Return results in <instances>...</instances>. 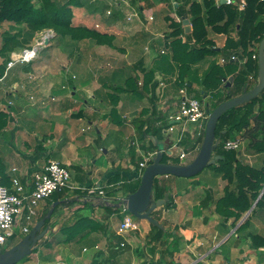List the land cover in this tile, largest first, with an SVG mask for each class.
Segmentation results:
<instances>
[{
	"label": "crops",
	"instance_id": "0c3cea01",
	"mask_svg": "<svg viewBox=\"0 0 264 264\" xmlns=\"http://www.w3.org/2000/svg\"><path fill=\"white\" fill-rule=\"evenodd\" d=\"M101 1L106 11L95 22L96 27L101 24L103 31L113 35V46L106 45L110 51L122 49L119 56H100V61L112 64L101 73L95 66L100 44L59 38L51 29L42 30L53 32V35L40 48L41 53L29 62L7 67V62L12 59L10 54H17L32 45L35 34L28 38L24 31L22 42L17 38L16 42L8 43L7 51H0V70H3L0 76V111L8 115L7 124L0 131L2 181L11 188V177H17L29 189L32 173L49 159L73 168L75 179L81 182L85 179L81 184L70 180L74 188L65 189L62 197L57 199L60 204L51 216V224L46 225L48 229L39 242L41 246L36 248L40 254H33L36 261L29 264H264L260 253H253L244 243L247 240L242 239V233L229 230L230 227L220 221L213 212V203L202 206L208 191L213 199L218 196L209 179L214 176L211 170L203 177L158 176L169 187L167 193L171 204L157 207L152 215L166 232L159 235L152 231L151 223L146 219L136 221V230L117 231L121 219L116 214L110 215L106 207H117L118 199L126 194L119 185L108 190L105 186L109 184V177L117 174L136 178L143 153L153 151L149 146L155 143L163 147L169 145L178 133L177 129L172 132L165 129L161 138L153 135L143 137L137 121L149 116L152 107L157 116L167 119L180 98L192 94L183 86L177 87L176 73L168 75L160 68L161 57L169 53L165 45L169 38L165 36L170 30V20L182 21L184 26L183 20L188 18L178 17L176 13L178 2L185 0ZM130 9L138 12V17L131 21L126 18ZM82 15L74 13L72 22L78 25L82 24L78 22L87 21L78 18ZM92 15L95 14L90 17ZM157 15H162L166 24L157 21ZM4 23L0 25V49L5 32L14 34L18 29V25L12 22ZM189 24L191 31L190 21ZM209 35L218 49L224 45L225 34L211 32ZM180 38L185 40L184 35ZM84 46L92 49L88 59L80 56V49ZM68 49L78 54L71 56V52L66 53ZM216 57L219 59L208 57L196 64L200 75L210 61L219 63L222 56L218 54ZM81 64H87L88 70L80 72ZM106 64L109 65L108 62ZM147 69H154L152 79L158 82L155 99L154 95L150 97L149 90L141 89L143 71ZM129 76L137 78L141 94L125 90ZM193 87L198 88V85L193 84ZM113 95L117 99L115 105ZM112 108L117 114H112ZM95 130L99 136H95ZM2 140L8 141L7 148L1 146ZM82 145L85 148L94 145L96 149L91 151L86 177L77 163ZM194 147L198 150L197 143ZM101 150L105 155L103 160H99L98 152ZM218 179L216 176L213 178ZM95 188L104 189L106 195H99ZM51 198L39 202L34 223L46 210ZM84 217L90 218L92 224L87 226L86 221L82 222V227L70 233L71 239L68 240L70 234L61 231L60 227ZM156 234L158 240L154 238ZM121 242H124L123 246Z\"/></svg>",
	"mask_w": 264,
	"mask_h": 264
},
{
	"label": "trees",
	"instance_id": "16d2710c",
	"mask_svg": "<svg viewBox=\"0 0 264 264\" xmlns=\"http://www.w3.org/2000/svg\"><path fill=\"white\" fill-rule=\"evenodd\" d=\"M84 4L83 0H0V22L9 21L16 25H22L28 38H32L35 33L44 29H53L55 35L59 38L68 37L72 41L92 40L96 44L113 46L112 34L83 24L75 25L72 22V7ZM176 13L178 17L189 19L191 31L185 32L182 21L170 20L168 24L170 30L165 36L169 38V41L165 43L169 53L161 57L160 68L168 75L176 73L175 82L177 87H185L199 101L205 97L207 102L204 107L211 111L221 102L240 94L244 87L249 89L255 84L258 72V45L264 37V0H245L242 9H239L237 4L222 3L216 5L214 0H202L201 2L185 0L183 3L178 2ZM211 32L226 35L224 45L220 49L216 47L210 37ZM181 35L185 36L184 41L180 38ZM10 40V35L5 36L4 44L0 49L1 52L7 49ZM218 54L225 59V62L220 64L215 60L210 61L207 68L200 75L199 69L195 67L196 64L204 62L208 57H216ZM232 55L236 58L232 59ZM143 72L144 82L141 89L149 90L150 97L154 95L153 99H155L157 98L155 89L158 82L152 79L154 69H147ZM2 74L3 70H0V76ZM228 76H232L233 81L229 82ZM125 82V90L134 94L142 93L138 88L135 76H129ZM193 84H197L198 88H194ZM114 88L120 89L121 87ZM195 95H198L199 98ZM112 101L115 105L117 102L115 95L112 96ZM111 112L117 114L114 108L111 109ZM7 119V113L0 111V131L6 126ZM205 123L206 120L201 134L197 135L198 137L189 139L188 134L184 137L182 140L184 149H194L196 143L199 149L204 135ZM137 125L143 137L153 135L158 139L161 138L164 130L169 127L170 122L162 115L157 116L155 108L152 107L151 114L145 118H140ZM235 132L241 134V139L244 140V151L241 150V147L238 149L224 148L226 140L236 138L234 136ZM215 139L218 144L213 151V155H217L219 158L208 167L221 178L228 180L227 184L233 183V189L226 185L224 195L217 199H213L212 193L208 191L203 199L202 206H210V204L215 203L216 209L213 212L216 215L224 220H227L230 216H234L238 220L256 201L248 218L235 230V233H237L249 227L252 216L259 212L264 213V89L255 98L228 109L219 117L215 127ZM170 145L163 147L161 161L175 164L182 163L183 161L178 157H170L166 154L165 149ZM159 146V143H155L149 148L158 151ZM195 151L197 153L198 150L192 152ZM246 153L260 156L259 163L250 164L246 162L244 158L247 155ZM140 175L141 173L138 172L136 178L129 179L124 175L114 174L109 177V186L106 185V188L109 190L113 186L119 185V189L123 193H132L140 183ZM2 180L3 177H0V183L7 186ZM168 190V186L160 180V177L156 176L153 181L154 200L163 198ZM64 191L65 189L50 195L52 198L47 202L46 210L37 219L44 218L43 227L50 223L51 216L59 206L60 201L55 205L50 217H46L51 203L61 198ZM259 195L260 197H258ZM62 203H65V201H62ZM170 204L169 200L165 205ZM106 208L110 215L116 214L120 219L122 218V214L120 217V207L107 206ZM77 221L73 223L75 226L73 224L61 226L60 230L63 231L64 229L63 232L70 234L82 227V222L86 221L85 225L87 224V226L93 222L87 217ZM150 226L151 230L158 232L159 235L166 232L165 229L152 223ZM158 234L154 235L156 240L159 239ZM15 237L16 233L14 232L6 243L14 242ZM69 237H71V234L68 235V240L71 239ZM21 238L14 242L12 246ZM244 238L248 241L249 248L253 253H263L260 250H264V234L250 231ZM2 251L4 250L2 249ZM26 260L27 257L18 263L21 264Z\"/></svg>",
	"mask_w": 264,
	"mask_h": 264
},
{
	"label": "built area",
	"instance_id": "2783aa9c",
	"mask_svg": "<svg viewBox=\"0 0 264 264\" xmlns=\"http://www.w3.org/2000/svg\"><path fill=\"white\" fill-rule=\"evenodd\" d=\"M222 1H224V4H237L239 9H242L245 5V0H239L238 2L235 0H215V3L219 5L222 4ZM109 12L108 10L107 13ZM135 17H138V12L130 9L126 17L127 20L131 21ZM40 33L42 34L41 31ZM46 38L47 35L44 33L41 41L37 40L36 46L24 48L18 55L15 54L7 62V67L32 60L37 54L38 47L44 45ZM231 58L234 59L236 57L232 55ZM224 62L225 59L221 57L219 63L222 64ZM208 115V111L197 98L182 96L177 109L167 115V120L170 122L169 127L166 129L167 132L177 129L178 133L171 141V145L165 149L166 154L171 156L172 148H178L179 153L176 157L181 161L190 155L194 149H184L182 147V140L187 134L190 136L189 139H195L197 135H200L204 127V121L207 120ZM241 146L242 141L239 137L228 139L224 142L225 149H238ZM156 152L148 150L143 153L138 165L139 173L152 160ZM12 170H15V168ZM11 183V188L0 183V252L6 241L14 234L13 228L16 222L22 223V233L29 232L30 226L34 224L37 207L42 199L50 197L54 192L74 188L70 183V172L67 166L55 159L47 160L40 169L32 173L29 189H26L17 177H11ZM95 191L99 195H106L102 188H95ZM121 200L122 197L119 198V201ZM120 213L122 214V218L118 223V232L122 233L138 229L137 222L128 213L123 204L120 205ZM120 245L123 246L124 242H121Z\"/></svg>",
	"mask_w": 264,
	"mask_h": 264
},
{
	"label": "water",
	"instance_id": "95a60500",
	"mask_svg": "<svg viewBox=\"0 0 264 264\" xmlns=\"http://www.w3.org/2000/svg\"><path fill=\"white\" fill-rule=\"evenodd\" d=\"M224 3V1H222ZM185 32H190V24L188 19L183 20ZM229 82L233 80V77L228 78ZM264 89V37L260 40L258 45V72L255 84L247 89L244 87L242 92L230 99H227L218 104L209 112L208 118L205 123L204 135L201 145L197 151L195 157L187 163L175 164L172 162H162L163 146L158 147V151L153 156L150 163H148L141 172L140 183L137 189L126 194L122 200L117 203V207L121 204L125 205L128 213L138 219H146L153 225L163 228L162 224L153 217L152 212L160 206L166 204L169 200V194L166 192L163 198L154 200L153 196V181L156 176L161 175H174L177 177H192L202 171L208 165L214 164L219 158L217 155H213L218 142L215 139V127L219 117L228 109L241 105L245 102L255 98ZM264 190V188H263ZM261 191V193L263 192ZM260 193V195H261ZM260 195L258 197H260ZM59 201L51 203L50 208L46 213V217H50L55 205ZM256 203V201H255ZM254 203V204H255ZM252 207L247 211L249 214ZM44 218L37 220L31 227L28 233L24 235L13 246L0 252V264H17L20 260L28 257L34 249L38 247L39 242L47 232L48 227L42 228Z\"/></svg>",
	"mask_w": 264,
	"mask_h": 264
},
{
	"label": "rangeland",
	"instance_id": "374dc122",
	"mask_svg": "<svg viewBox=\"0 0 264 264\" xmlns=\"http://www.w3.org/2000/svg\"><path fill=\"white\" fill-rule=\"evenodd\" d=\"M84 1V5H82V6H74V7H72V9H73V17H74V13H76V15H78L79 16V14L80 15H82V17H78L80 20H87V21H85V22H87L88 24H86L85 22H78V23H82L83 25H87V26H89V27H94V28H96V29H98V30H100V31H103L102 29H103V27L101 26V24H100V26H98V27H96V24H95V22L96 21H98L99 19H101L100 17L102 16V14L103 13H105V11H106V8L104 7V3H102V1L101 0H83ZM93 3H96V4H93ZM91 14H95V15H92V17H90V15ZM94 16V17H93ZM89 19V20H88ZM72 20H73V18H72ZM157 21H159V22H161L163 25L164 24H166V21H165V18L162 16V15H157ZM100 22V21H99ZM2 24H6V23H4V21L3 22H0V25H2ZM99 24V23H98ZM131 24H133V22L131 23ZM16 25V24H15ZM129 25V24H128ZM17 26V25H16ZM17 32L16 33H14V34H12V33H10V32H5V34H4V36H8V35H10L11 36V40H10V42H16L17 41V38L19 39V41L20 42H22V40H23V38L25 37L24 36V34H22L25 30H24V27L21 25L20 27H19V25L17 26ZM51 30H53V29H51ZM105 31V30H104ZM42 32V34L40 33V31L39 32H37V33H35V38H34V41H33V43H32V45H30L29 47H32V46H36L37 45V40L38 41H41V39H42V36H43V34L44 33H46V35H47V38H46V40H48L49 39V37L50 36H52L53 35V32H45V31H41ZM55 33V32H54ZM13 35H15L14 36V38H12V36ZM24 37H23V36ZM82 41H84V40H82ZM89 41H92V40H89ZM93 42V41H92ZM21 44V43H20ZM8 45V44H7ZM11 45H13V44H11ZM44 45H45V42H44ZM44 45H42V46H40V47H38V49H37V54L35 55V57L37 56V55H39L40 53H41V47H44ZM102 45V48H100V46ZM104 45V46H103ZM100 46H98L97 47V52H96V59H97V64L95 65L96 66V70L98 71V72H100L101 73V71L102 70H107V68H109L110 67V64H109V61H106V62H108V64L109 65H107L106 64V62H102V61H100L99 59H101V57L102 58H104V56H106V55H108V54H110V55H120L121 54V52L119 51V50H122L121 48H119V50H118V48H115V49H113V50H111L110 51V49L105 45V44H100ZM29 47H27V48H29ZM26 48V47H25ZM24 49V48H23ZM8 49H5V51H7ZM22 50V49H21ZM91 50L92 49H90L89 47H82L81 49H80V56L82 57V58H86V59H88L89 57H90V53H91ZM21 52V51H20ZM19 52V53H20ZM68 52H71V56H73V55H77L78 54V52L77 51H75V50H71V49H68L67 51H66V53H68ZM13 54V55H12ZM12 54H10V56L11 57H13L14 55H15V53H12ZM16 55H18V53L16 54ZM97 55H99L98 57H97ZM101 56V57H100ZM34 57V58H35ZM33 58V59H34ZM216 59H219V58H217V57H215ZM32 59V60H33ZM81 60V59H80ZM112 65V64H111ZM81 67H82V69L80 70V72L81 71H87L88 70V65L86 64V65H82L81 64ZM192 97H193V95L192 94H190ZM190 96V97H191ZM196 97H198V95H195ZM199 98V97H198ZM201 101H202V104L204 105V104H206V102H207V99L204 97V98H202L201 99ZM176 109H177V107H176ZM175 109V110H176ZM174 110V111H175ZM174 111H172V112H174ZM168 121V120H167ZM169 122V121H168ZM39 133H42L41 131L39 132ZM94 133H95V136H99L98 134H97V130H95L94 131ZM241 134H239L238 132H235L234 133V136L235 137H239L240 139L242 138L241 136H240ZM117 138H118V136H117ZM241 141H242V139H241ZM8 141H5V140H2V144H1V146L2 147H5V148H7V146H8ZM10 146V145H9ZM94 149V151H96V149L94 148V145L92 146H90V147H84L83 145L82 146H80V148H79V152H80V158H79V160H78V162L77 163H79L78 164V166L80 167L79 169H80V171H81V173L83 174V176L84 177H86L87 176V173H88V171H87V168L90 166V161H91V151ZM241 150H243L244 151V140L242 141V146H241ZM247 152V151H246ZM100 155H99V160H103V158H104V156L105 155H103V153H102V150L100 151V152H98ZM178 153H179V149L178 148H172V155L170 156V157H176V156H178ZM197 153H196V151L195 152H192L190 155H188L186 158H184V162H189L190 160H192L194 157H195V155H196ZM247 155H245V161L246 162H248V163H252V164H254V163H259V161H260V156H258V155H250V154H248V153H246ZM253 157V158H252ZM68 168V170H69V172H70V180L71 181H73V182H75L76 184H81V183H84L85 182V179H84V181H80L79 179H75L74 178V174H75V170L73 169V168H71V167H67ZM212 171V174L214 175V176H216V177H219L220 179H218V180H213V178H214V176H213V178H209L210 180H212V185L215 187V189L217 190V198H219L220 196H222V195H224V193H225V186L226 185H228L230 188H232L233 189V183L232 184H227V182H228V180H226L225 178L223 179V178H221L218 174H215L216 172L215 171H213L210 167H205L202 171H200L198 174H196V175H198L199 177H203L208 171ZM193 177V176H192ZM208 177V176H207ZM187 178V177H186ZM216 179V178H215ZM219 183V184H218ZM169 188V187H168ZM216 198V199H217ZM119 200V199H118ZM120 201H118V203H119ZM213 205V211H214V209H216L215 208V203L214 204H212ZM120 207V206H119ZM38 208V207H37ZM252 210V209H251ZM251 210H250V212H251ZM250 212H249V214H250ZM246 213H247V211L246 212H244L239 218H238V220H236L235 218H234V216H230L227 220H224L222 217H220V216H218L219 218H220V221L221 222H224L226 225H227V227H230L229 228V230L231 229V230H236L239 226H240V224L245 220V219H247L248 218V216H249V214L248 215H246ZM132 217H133V219L135 220V221H138L139 219L138 218H136V217H134L133 215H132ZM233 222H235L234 224V226H233ZM33 226V225H32ZM31 226V227H32ZM13 231L16 233V240L14 241V242H16L19 238H21V237H23L24 235H26V233H22V223L21 222H16L15 223V225H14V228H13ZM250 231H253V232H258V233H262V234H264V213H257V214H255L254 216H252L251 217V219H250V225H249V227H247L246 229H244V230H240L239 232H237V233H242L241 235L243 236V237H245L246 236V234H248ZM243 240L245 239V238H242ZM14 242H12V243H5V245L3 246V250H6V249H8L9 247H11L12 246V244L14 243ZM244 243H247L248 244V241H245ZM38 245H40L41 246V244L39 243ZM41 248V247H40ZM39 248V249H40ZM261 252H263V253H260V259L262 260V258H264V257H262V256H264V250H260ZM33 254H39V252H38V250H33L32 251V253L27 257V259L29 260V261H26V262H23V263H21V264H29V263H31L33 260L34 261H36V257H35V255L33 256ZM17 264H20V263H17Z\"/></svg>",
	"mask_w": 264,
	"mask_h": 264
},
{
	"label": "bare ground",
	"instance_id": "6f19581e",
	"mask_svg": "<svg viewBox=\"0 0 264 264\" xmlns=\"http://www.w3.org/2000/svg\"><path fill=\"white\" fill-rule=\"evenodd\" d=\"M162 127V126H161ZM160 130V129H159ZM188 136V135H187ZM198 137V136H197ZM233 138V137H232ZM203 139V138H202ZM192 141V140H191ZM188 143V142H187ZM186 143V144H187ZM194 143V142H193ZM193 143H191V144H193ZM190 144V143H189ZM200 146V145H199ZM156 149V148H155ZM245 157V156H244ZM253 158V157H252ZM261 165V164H260ZM211 174V173H210ZM132 179V178H131ZM103 187V186H102ZM106 187V186H105ZM120 188V187H119ZM83 193V192H82ZM88 195V194H87ZM108 195V194H107ZM92 198V197H91ZM173 203V202H172ZM200 206V205H199ZM211 215V214H210ZM116 218V217H115ZM78 222V221H77ZM150 225V224H149ZM73 226H75L74 224H73ZM73 226H71L72 228H74ZM76 228H78V227H76ZM90 230V229H89ZM93 230V229H92ZM63 231H64V229H63ZM68 231V230H67ZM72 232H73V230H72ZM149 232V231H148ZM158 233V232H157ZM64 240V239H63ZM52 247V246H51ZM40 254V253H39Z\"/></svg>",
	"mask_w": 264,
	"mask_h": 264
}]
</instances>
